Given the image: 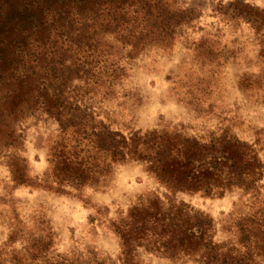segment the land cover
Returning a JSON list of instances; mask_svg holds the SVG:
<instances>
[{
	"label": "rangeland",
	"instance_id": "1",
	"mask_svg": "<svg viewBox=\"0 0 264 264\" xmlns=\"http://www.w3.org/2000/svg\"><path fill=\"white\" fill-rule=\"evenodd\" d=\"M233 1L179 0L196 18L171 37L149 34L143 48L107 35L110 56L96 84L79 79L81 54L54 43L52 29L12 37L2 67L3 77L12 78L0 80V264H122L118 231L132 208L154 198L181 202L211 221L213 264H264V32L246 10L237 15ZM246 1L264 10V0ZM21 73L27 96L10 109L6 91ZM56 97L61 106L49 103ZM74 102L85 104L88 130L126 138L157 131L201 143L234 138L255 152L262 176L252 189L220 196L169 195L143 160L100 158L91 136L73 133L65 121L61 129L49 113L85 120ZM58 152L91 173L104 165V172L83 185L62 182L52 170ZM131 262L201 264L199 256L172 259L144 246L134 249Z\"/></svg>",
	"mask_w": 264,
	"mask_h": 264
},
{
	"label": "trees",
	"instance_id": "2",
	"mask_svg": "<svg viewBox=\"0 0 264 264\" xmlns=\"http://www.w3.org/2000/svg\"><path fill=\"white\" fill-rule=\"evenodd\" d=\"M178 1L0 0V80L11 81L12 78L2 75L12 37L40 35L49 28L55 33L54 43L64 44L66 51L74 49L76 55L78 52L81 54L75 59L79 61V79L99 83L110 56L104 37L115 36L122 44H129L131 49L143 48L151 33L171 37L177 29L196 18L195 9L179 6ZM230 5L237 15L246 10L245 16L254 29L264 32V10L257 11L246 0H234ZM142 33H146L144 38ZM19 76L15 78L16 84L12 89L6 91L9 94L3 97L10 109L20 106L27 96V76L23 73ZM64 79L62 77V82L58 83L60 87L70 78ZM60 95L61 91L57 97ZM57 97L49 103L59 105ZM68 100L65 98L61 104H68ZM74 103L80 106L77 111L83 107L80 113L85 120L75 123L74 113H49L56 117L61 129L65 121L73 133L91 136L88 141L95 154L108 156L112 162L122 161L128 155L143 160L149 174L169 195L182 192L220 196L233 188L252 189L262 176V167L255 152L249 145L234 138L224 137L201 143L196 139L157 131L133 133L126 138L117 132H106L104 128L88 130L86 122L91 117L85 113V104ZM80 130L82 133H79ZM53 156V175L65 183L83 185L96 174L99 176L104 172V165L91 173L82 161L73 160L72 155L58 152ZM167 201L170 199L167 198ZM210 230L211 221L192 213L183 203L165 205L158 198L149 199L146 205L129 211L126 222L118 231L122 264H132L133 251L139 246L172 259L199 256L201 264H213L212 255H216L217 248L211 241Z\"/></svg>",
	"mask_w": 264,
	"mask_h": 264
}]
</instances>
